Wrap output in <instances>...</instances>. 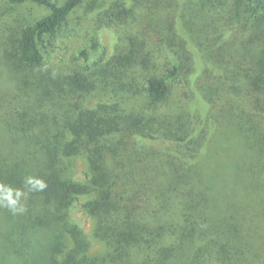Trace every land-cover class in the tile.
Wrapping results in <instances>:
<instances>
[{"label":"trees","instance_id":"obj_1","mask_svg":"<svg viewBox=\"0 0 264 264\" xmlns=\"http://www.w3.org/2000/svg\"><path fill=\"white\" fill-rule=\"evenodd\" d=\"M0 2L46 11L0 12V180L48 183L0 264H264V0ZM74 14L85 62L51 66Z\"/></svg>","mask_w":264,"mask_h":264},{"label":"rangeland","instance_id":"obj_2","mask_svg":"<svg viewBox=\"0 0 264 264\" xmlns=\"http://www.w3.org/2000/svg\"><path fill=\"white\" fill-rule=\"evenodd\" d=\"M9 11V14L17 16L18 14L22 17H34L43 15L46 11L45 8L34 4H25L22 6H13L9 3L0 2V12L1 11ZM81 13V12H80ZM95 25H92L90 22H87L83 25L78 22V18L74 14L72 18L69 20V23L63 33L60 35L57 40V46L53 49L51 48L52 59L49 64L51 66H61L62 64L67 63L75 64L81 63L83 64L85 61L83 58H79V51L81 48L85 47L86 42L89 38L95 33ZM98 34L101 37L100 41L104 45L106 49V54L109 55L112 53L115 43L118 41L119 35L111 29L102 28L98 30ZM53 49V50H52ZM49 52V50H48ZM95 55L90 56V61L93 60ZM1 65V64H0ZM1 70V69H0ZM5 80H10V77L7 78L0 74V86L5 85ZM98 101V98H91L88 100V104L93 105ZM80 165V164H79ZM81 168V167H80ZM72 218L81 225L85 231L90 234L91 230V219L87 215L83 213L78 203L75 207L72 208L71 211ZM0 256H2L5 243L0 239ZM6 250V248H5Z\"/></svg>","mask_w":264,"mask_h":264},{"label":"clouds","instance_id":"obj_3","mask_svg":"<svg viewBox=\"0 0 264 264\" xmlns=\"http://www.w3.org/2000/svg\"><path fill=\"white\" fill-rule=\"evenodd\" d=\"M48 187L47 180L35 173L23 176L21 186L0 180V209H6L13 216L27 211V199L33 193H41Z\"/></svg>","mask_w":264,"mask_h":264}]
</instances>
